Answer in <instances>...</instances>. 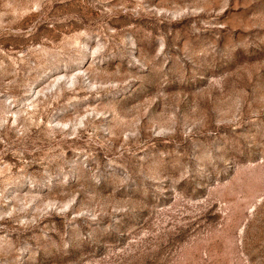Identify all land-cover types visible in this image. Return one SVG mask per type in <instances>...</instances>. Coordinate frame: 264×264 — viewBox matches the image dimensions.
<instances>
[{
    "label": "rangeland",
    "instance_id": "1",
    "mask_svg": "<svg viewBox=\"0 0 264 264\" xmlns=\"http://www.w3.org/2000/svg\"><path fill=\"white\" fill-rule=\"evenodd\" d=\"M0 264H264V0H0Z\"/></svg>",
    "mask_w": 264,
    "mask_h": 264
}]
</instances>
